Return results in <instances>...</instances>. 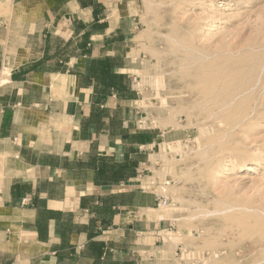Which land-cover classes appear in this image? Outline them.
Masks as SVG:
<instances>
[{"label": "crops", "instance_id": "0c3cea01", "mask_svg": "<svg viewBox=\"0 0 264 264\" xmlns=\"http://www.w3.org/2000/svg\"><path fill=\"white\" fill-rule=\"evenodd\" d=\"M9 1L0 264H180L155 213L161 134L134 122L138 0Z\"/></svg>", "mask_w": 264, "mask_h": 264}, {"label": "rangeland", "instance_id": "374dc122", "mask_svg": "<svg viewBox=\"0 0 264 264\" xmlns=\"http://www.w3.org/2000/svg\"><path fill=\"white\" fill-rule=\"evenodd\" d=\"M245 1L138 0L142 23L129 48L130 55L136 59L132 83L139 96L134 122L138 129L159 130L161 134L153 180L159 194L155 213L167 220L160 230L161 239L167 248L177 250L180 264H264V86L254 93L257 98L246 96L243 104L236 106L235 103L231 106L233 110L222 112L230 117L231 123H238L242 117H239L240 111L251 104L247 109L250 111L257 99L259 106L256 105L254 117L231 131L209 121L208 134H199L197 127L210 109L208 104L195 105L189 101L191 95L185 89L202 79L207 84L214 83L222 75L225 83L234 84L228 88L231 91L256 78L257 67L264 60L261 48L264 50V0H252V6L247 8ZM0 7L1 11L5 10L0 15L11 25L13 17H7L14 10L11 1ZM238 9L246 11L240 15ZM15 19L19 21L18 17ZM200 56L205 66H199ZM195 62L196 67L192 66ZM239 65L243 66L240 72L235 69ZM5 66L10 65L3 63L2 67ZM245 69L249 70L243 77ZM144 99L147 105L140 103ZM189 105H193L192 109ZM141 121L146 122L145 126L140 125ZM9 164L7 153L0 150L1 175ZM167 232L178 238L170 234V240Z\"/></svg>", "mask_w": 264, "mask_h": 264}, {"label": "bare ground", "instance_id": "6f19581e", "mask_svg": "<svg viewBox=\"0 0 264 264\" xmlns=\"http://www.w3.org/2000/svg\"><path fill=\"white\" fill-rule=\"evenodd\" d=\"M244 0H242V2H243ZM248 2V3H247ZM252 0H246L245 1V4H244V7L245 8H247V7H250V6H252ZM242 5V4H241ZM237 7V6H236ZM238 7H240V6H238ZM239 10L240 9H238V11L237 12H239ZM5 11V10H4ZM246 11V9H243V10H240V15L243 13V12H245ZM236 13V12H235ZM184 42H182V44H183ZM264 45V44H263ZM185 46V45H184ZM192 46V45H191ZM190 46L188 45V48H189ZM232 47V46H231ZM231 47H230V49H231ZM182 48H183V46H182ZM191 48V47H190ZM193 48V47H192ZM262 48V54L264 53V50H263V47H261ZM257 49V48H256ZM255 49V50H256ZM186 50V49H185ZM193 50V49H192ZM195 50V49H194ZM219 50H221V49H219ZM183 50H181V52H182ZM188 51H189V49H188ZM196 52H197V50H195ZM234 51H235V49H234ZM8 52V51H7ZM207 52V51H206ZM221 53H222V51H220ZM224 52H227V50L226 51H224ZM197 53H199V52H197ZM196 53V54H197ZM204 53V52H203ZM202 53V54H203ZM214 53V52H213ZM221 53H218V54H221ZM251 53V52H250ZM202 54H200L201 56H202ZM216 54V53H215ZM215 54H213V55H215ZM198 55V54H197ZM204 55V54H203ZM217 55V54H216ZM182 56V55H181ZM199 57V58H202V57ZM210 56V55H209ZM208 56V58H210ZM247 56V55H246ZM261 57H262V55H260ZM186 57V56H185ZM192 57H194V56H192ZM252 57V56H251ZM254 57V56H253ZM252 57V58H253ZM190 58V57H189ZM198 58V59H199ZM204 58H205V55H204ZM252 58H251V60H252ZM192 59H194V58H191V60ZM207 59V58H206ZM258 59V58H257ZM264 59V58H263ZM201 60H204L203 58L202 59H200V61ZM258 60H260V57H259V59ZM199 60H197V63L199 64L200 62H198ZM205 61V60H204ZM247 61V60H246ZM253 61V60H252ZM202 62V61H201ZM235 62V61H234ZM233 62V63H234ZM249 62V60L247 61V63ZM259 61H257V63H258ZM243 63V62H242ZM250 63V62H249ZM257 63H255L254 64V62H252L251 64H253V65H256ZM260 63V62H259ZM198 64H196V62H195V65H192V66H194V67H196ZM202 64H204L203 62L201 63V64H199V66L200 65H202ZM233 65V64H232ZM235 65V64H234ZM252 65V66H253ZM204 66H205V64H204ZM241 65H239V67L238 68H235V69H238L237 71L238 72H240V70H241V68L243 67H240ZM245 66V65H244ZM247 66V65H246ZM248 66H249V64H248ZM251 66V65H250ZM201 67H203V66H201ZM200 67V68H201ZM230 67V66H229ZM198 68V67H197ZM196 68V69H197ZM198 68V70H202V69H204V68ZM205 68H207V67H205ZM240 68V69H239ZM246 69H247V67H245ZM258 68V71H257V75H256V78L255 79H253V78H249L250 80L251 79H253L252 81H250V82H247V80H246V78H245V81L248 83L247 85H246V83L244 82V84L245 85H240V86H238L237 88H235L234 90H229L230 89V87L232 86V85H234V84H232L231 86L230 85H228L227 84V82L225 83L224 82V80H223V78H222V75H220V78H221V80H222V82H219V80H220V78L219 79H217V80H215V82L214 83H209V84H207V80L206 79H202L201 81H199L200 83H197L196 85H191V86H185V85H183V89H184V86H185V89L187 90V93L189 94V95H191L189 98H190V100L189 101H192L195 105H198V104H200V105H204V106H202V107H205L206 106V103L208 104V107L210 108V109H208V111L205 113V115H203L202 114V112L200 113V114H202L203 116L201 117V120H200V122H203V123H201V125L200 126H198L197 125V127L199 128L198 129V133L199 134H208V122L210 121V122H213V121H215V122H217L218 124H220V126H223V127H225V128H227L228 129V131H231L233 128H235L236 126H241V124H242V122L244 121V122H246V120L248 121V118L249 117H254V114H255V112L257 111V108H256V105H258L257 104V99H254V101L252 100V99H249V100H252L253 101V105L251 106L252 108H250L251 110L250 111H248L247 109L250 107V105L251 104H248L246 107H247V109L245 110V111H240L241 113H239L238 115H239V117L242 115V117H240V120L238 121V123H231L230 121H229V118H228V116L227 115H225L224 113L222 114V112L223 111H225V110H227V109H229V110H231L232 108H231V106L233 105V104H235L236 103V106H239V105H241V104H243L244 102H245V100H243V99H246V96H254L255 98H257L256 96H255V94L257 93V91H258V89L259 88H262L263 86H264V60H262V63H261V65L260 66H258L257 67ZM172 69H173V67H172ZM195 69V70H196ZM220 69V68H219ZM221 69H223V68H221ZM224 69H226V68H224ZM232 69L233 68H231V71H232ZM245 69V70H246ZM10 70H11V66H5V67H2V69L0 70V75L1 74H9L10 73ZM177 70V69H176ZM175 70V71H176ZM207 70V72L208 71H211V72H213L212 70H209V69H206ZM216 70V69H215ZM218 70V69H217ZM227 70V69H226ZM229 70H230V68H229ZM243 70V69H242ZM249 70V69H248ZM248 70H246V73H244V75H243V77H245L246 75L245 74H248L247 73V71ZM193 71V70H192ZM204 71V70H203ZM237 71H235V72H237ZM177 72V71H176ZM187 72V71H186ZM185 72V73H186ZM201 72V71H200ZM200 72H199V74H200ZM206 71H205V73H207ZM217 72V71H216ZM215 72V73H216ZM222 72V71H221ZM235 72H233L234 74H236ZM243 72H245L244 70H243ZM242 72V73H243ZM253 72H255V67H254V71H252V73ZM184 73V72H183ZM193 74H194V71L192 72ZM202 73V72H201ZM228 73V72H227ZM229 73H231V72H229ZM241 73V74H242ZM177 74V73H176ZM180 74V73H179ZM190 74V73H189ZM196 74V73H195ZM209 74V73H208ZM192 75V74H191ZM198 75V74H197ZM204 75V74H203ZM210 75V74H209ZM251 75V74H250ZM254 75H255V73H254ZM253 74L251 75V77L252 76H254ZM196 76V75H195ZM232 76V75H231ZM239 76V75H238ZM249 76V75H248ZM247 76V77H248ZM59 77H61L60 76V74L59 75H57V76H55V78H54V84H56L58 81H59ZM200 77H202V75L200 76ZM200 77H197V78H200ZM205 77H209V76H205ZM240 78H241V76H239ZM201 79V78H200ZM199 79V80H200ZM212 79V78H211ZM210 79V80H211ZM232 79V78H231ZM233 79H234V77H233ZM233 79H232V81H233ZM7 80H8V77H3V78H0V84L1 83H6L7 82ZM195 80V79H194ZM194 80H193V82H194ZM209 80V81H210ZM220 80V81H221ZM236 80V79H235ZM239 80V79H238ZM241 80L243 81V79L241 78ZM192 81V80H191ZM218 81V82H217ZM226 81V80H225ZM231 80H230V82H232ZM175 82V81H174ZM186 82H187V80H186ZM188 82H189V80H188ZM187 82V83H188ZM198 82V81H197ZM229 82V83H230ZM234 82V81H233ZM239 82V81H238ZM184 83H185V81H184ZM186 83V84H187ZM195 83H196V81H195ZM195 83H190V84H195ZM235 83V82H234ZM243 83V82H242ZM239 84H240V82H239ZM178 85H180V84H178ZM236 86H237V82H236ZM261 86V87H260ZM229 88V89H228ZM233 88H234V86H233ZM232 89V88H231ZM175 90V89H174ZM263 90V89H262ZM185 91V90H184ZM260 91H261V89H260ZM182 92V91H181ZM186 92V91H185ZM256 92V93H255ZM255 93V94H254ZM258 96V95H257ZM253 97V98H254ZM184 98V97H183ZM248 98V97H247ZM259 98V97H258ZM261 99V98H260ZM248 100V99H247ZM188 101V100H187ZM207 101V102H206ZM262 101V100H261ZM172 102V101H171ZM181 102H183V100L181 101ZM263 102V101H262ZM142 105H147V103H146V100L144 99V100H141V102H140ZM180 102H178V104H179ZM189 103H191V102H189ZM193 103H191V104H193ZM205 103V104H204ZM251 103V102H250ZM177 104V105H178ZM188 104V103H187ZM245 104H247V103H245ZM244 104V105H245ZM170 105H172V103H170ZM179 105H182V104H179ZM184 106L186 105V103L185 104H183ZM199 105V106H200ZM262 105H263V103H262ZM261 105V106H262ZM193 106V105H192ZM192 106L190 107V105H189V107L192 109ZM235 106V107H236ZM243 106V105H242ZM259 106V105H258ZM171 107H173V106H171ZM182 107V106H181ZM186 107V106H185ZM196 107V106H195ZM201 107V108H202ZM230 107V108H229ZM234 107V106H233ZM244 107V106H243ZM180 108V107H179ZM184 108V107H183ZM194 108V107H193ZM200 108V109H201ZM238 108V107H237ZM240 108V107H239ZM261 108V107H260ZM174 109V108H173ZM185 109V108H184ZM191 109L190 110H188V111H191ZM196 109V108H195ZM243 109V108H242ZM177 110V109H176ZM204 110V109H203ZM228 110V112H231V111H229ZM233 110V109H232ZM239 110V109H238ZM174 111H175V109H174ZM178 111V110H177ZM181 111H182V109H181ZM183 111H185V110H183ZM195 111V110H194ZM227 112V111H226ZM228 112L226 113V114H228ZM233 112V111H232ZM199 113V112H198ZM191 113H189V115H190ZM196 114V113H195ZM222 114V115H221ZM235 114V113H234ZM192 115V114H191ZM232 115V114H231ZM236 115V114H235ZM250 115V116H249ZM237 116V115H236ZM227 117V118H226ZM191 118V117H190ZM231 118H233V117H231ZM235 118V117H234ZM198 119V118H197ZM231 120V119H230ZM234 120V119H233ZM237 120V119H236ZM175 121H177V120H175ZM174 121V122H175ZM190 121H191V119H190ZM192 121H194V120H192ZM197 121V120H196ZM178 122V121H177ZM176 122V123H177ZM209 122V123H210ZM235 122V121H234ZM145 124H146V122L145 121H142V127L143 126H145ZM174 124V123H173ZM191 124H194L193 122L191 123ZM198 124V123H197ZM177 125V124H176ZM180 125V124H179ZM179 125H177V127H179ZM186 125V124H185ZM184 125V126H185ZM173 126V125H172ZM189 126H190V124H189ZM196 127V128H197ZM216 127V126H215ZM222 127V128H223ZM242 127V126H241ZM175 128V127H174ZM219 128V127H218ZM214 129V128H213ZM216 129V128H215ZM210 130H211V126H210ZM218 130V129H217ZM217 130H215V131H217ZM214 131V130H213ZM222 131H224V130H222ZM238 131V130H237ZM212 132V131H211ZM219 132V131H218ZM225 132H227V131H225ZM219 133H221V132H219ZM213 134V133H212ZM230 134H231V132H230ZM214 135V134H213ZM206 137H207V135H205ZM204 136V137H205ZM231 136H233V135H231ZM197 137V136H196ZM200 137V136H199ZM213 138H214V136H213ZM219 139V138H218ZM219 140H222V139H219ZM212 141H214V140H212ZM216 141V140H215ZM225 142V141H224ZM211 143V142H210ZM218 143V142H217ZM220 143V142H219ZM218 143V144H219ZM226 144H228V143H226ZM205 145V144H204ZM229 145V144H228ZM209 146V145H208ZM215 146H217V145H215ZM219 146V145H218ZM203 147V146H202ZM205 147H206V145H205ZM230 147H232V146H230ZM233 147H235V146H233ZM218 149V148H217ZM235 149V148H234ZM215 150H216V147H215ZM220 151H222V150H220ZM231 151V150H230ZM230 151H228V152H230ZM215 152V151H214ZM218 152H219V149H218ZM232 152V151H231ZM218 155V154H217ZM216 154H215V156H217ZM214 157V156H213ZM216 158V157H215ZM218 158V157H217ZM219 160V159H218ZM166 233V232H165ZM170 234L171 235H174L173 233H171V232H167V237L171 240L172 238L170 237ZM178 235V234H177ZM166 236V235H165ZM175 236V239H177L178 238V236H176V235H174ZM166 237V238H167Z\"/></svg>", "mask_w": 264, "mask_h": 264}]
</instances>
